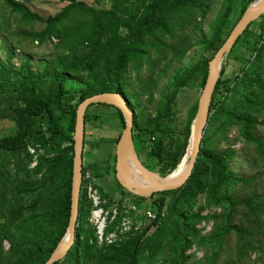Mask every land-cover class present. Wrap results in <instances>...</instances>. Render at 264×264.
<instances>
[{
  "label": "trees",
  "instance_id": "obj_1",
  "mask_svg": "<svg viewBox=\"0 0 264 264\" xmlns=\"http://www.w3.org/2000/svg\"><path fill=\"white\" fill-rule=\"evenodd\" d=\"M62 1L66 5L58 13L42 18L19 0H0L1 6L18 15L20 21L44 24L40 30L22 31L24 38L39 45L54 42V48L60 50L59 56L44 63L40 71L31 70L29 56L23 58L19 67L13 66L12 47L0 59V120L9 124V131H14L0 137V264H44L49 258L68 225L77 106L84 99L105 92L119 93L125 99L122 81L128 64H137L136 58L149 55V39L156 40L155 53L166 62L164 52L169 48L164 49L157 35L172 36L173 26L168 17L192 3L104 0L107 7L96 8L83 0ZM232 1L225 0L209 37L196 42L203 45L208 56L173 74L153 115L144 112L139 98L131 103L125 99L133 113L132 138L137 156L146 169L161 177L169 175L184 155L196 111L194 105L185 118H178L173 109L176 96L182 88L193 84L203 88L208 62L235 25H228L234 8ZM253 1L240 0L238 19ZM208 7L206 1L199 12L201 18ZM6 24L0 16V29L5 34ZM12 35L16 33L10 32L9 36ZM191 48L189 39L184 38L172 48L171 59L180 62ZM232 60L239 64L229 77L225 72ZM149 62L147 67L154 68L156 60L149 56ZM223 62L199 150L182 186L153 193L150 199L138 197L119 185L112 165L121 198L139 209L154 210L156 218L144 220L118 243H99L96 229L89 221L92 202L82 183L73 244L64 259L54 264H215L230 232L236 234L240 256L255 249L248 238L251 232L235 225L234 215L242 208L251 219H258L259 211L264 213V194L236 196V185H247L249 180L239 178L230 168L235 151L229 146L217 149L216 145L220 139L227 141L225 134L236 127L238 136L254 145L264 162V142L256 136L261 124L258 119L264 118V14L248 25ZM139 65L138 62L135 67ZM91 106L112 108L124 127L118 109L105 104ZM87 112L88 109L84 124L93 115ZM114 158L113 155V162ZM32 162L35 164L30 167ZM84 170L82 167V173ZM99 192L102 198H108ZM110 204L107 201L104 206ZM204 210L210 211L202 215ZM124 215L119 210L105 233L113 231ZM209 220L215 226L202 234L203 228L197 225ZM257 229L264 233V223ZM3 242L8 244L6 251ZM191 248L193 252L188 253ZM198 250L204 252L203 260L193 258Z\"/></svg>",
  "mask_w": 264,
  "mask_h": 264
},
{
  "label": "rangeland",
  "instance_id": "obj_2",
  "mask_svg": "<svg viewBox=\"0 0 264 264\" xmlns=\"http://www.w3.org/2000/svg\"><path fill=\"white\" fill-rule=\"evenodd\" d=\"M17 1V0H16ZM23 2L32 12L47 18L58 13L66 2L62 0H19ZM86 4L103 8L107 7L104 0H83ZM209 1V7L204 18L200 17L199 12L203 9L204 3ZM190 5H185L175 10L168 20L173 26L172 36L158 34L165 47L169 48L164 52L165 60L158 59L155 53L157 48L156 40L149 39L148 45L152 47L147 50L149 55L142 59H135L139 66L135 67L134 62L128 64V69L124 73L122 81V91L125 99L130 103L138 100L140 107L144 108V112L150 115L155 113L156 108L160 103V95L167 85L169 79L178 70H183L189 65L196 62L202 56H208L202 46L196 44L204 37H209L211 33V25L217 17L223 12L225 0H190ZM234 8L230 13L228 25H234L239 16L240 0H233ZM0 16L6 19L8 26L6 34L0 29V59H3L9 47L13 49V57L11 63L16 68L22 64L25 56L30 57V66L33 71H40L44 63L49 62L59 56L60 50L54 48V42L45 41L42 44H36L29 39L24 38L20 33L22 31L40 30L44 27L41 22H33L26 24L20 21L19 16L12 14L7 9H4L0 3ZM16 35L9 36V33ZM188 38L192 48L188 50L185 57L179 62L171 59V50L176 47L181 40ZM149 56L156 60L154 68H148L150 65ZM229 63V60H227ZM224 62H222L223 65ZM232 65H228L225 74L232 77L237 70L239 62L231 61ZM201 90L197 85L182 88L174 103V113L178 118H185L194 105H197L198 97ZM142 92H147L141 96ZM91 115L89 120L84 124V146L82 153V167L89 171L95 181L96 187L106 194L109 198L118 199L121 197L112 173L113 155H115L114 140L122 131V125L114 110L105 106H91L88 108ZM87 112V113H88ZM261 124L256 129V136L264 142V118L259 117ZM9 124L0 120V137L11 135L13 128L9 131ZM136 132V131H135ZM133 132V134H135ZM227 141L218 140L217 149H225L228 146L235 151V156L230 160L231 170L239 178H248L249 184H238L235 187L236 196L246 198L252 194H264V162L255 149L254 145L245 143L239 136L236 127L230 128L225 134ZM35 162H32V167ZM82 184V183H81ZM199 202H202L200 198ZM149 205L145 203V205ZM144 206V205H143ZM142 206V207H143ZM210 210H204L202 215ZM213 211V210H212ZM218 211V210H217ZM258 219H251L247 212L239 208L234 215V224L245 228L251 235L250 242L255 247L253 250H248L243 256L238 254L237 237L234 232H230L226 237V241L222 244L217 253L215 264H264V233L258 230L259 224L264 223V213L259 211ZM215 222L209 220L208 223H201L197 228H203L202 234H206L214 228ZM150 232V231H149ZM8 244L3 242V250L6 251ZM260 249V250H259ZM194 248L188 251L193 252ZM194 259L203 260L204 252L198 250L194 254Z\"/></svg>",
  "mask_w": 264,
  "mask_h": 264
},
{
  "label": "water",
  "instance_id": "obj_3",
  "mask_svg": "<svg viewBox=\"0 0 264 264\" xmlns=\"http://www.w3.org/2000/svg\"><path fill=\"white\" fill-rule=\"evenodd\" d=\"M264 14V0H254L242 13L235 23L229 35L221 47L216 51L213 58L208 62L207 76L204 86L197 100L196 111L190 127V136L187 142L185 153L177 164L176 168L167 176L161 177L144 167L135 151L132 138L133 113L128 107L126 100L119 93L105 92L92 95L84 99L75 112V124L72 133V170H71V190L70 209L68 225L64 235L50 254L44 264H54L64 259L69 248L73 244L74 229L77 220V206L82 177V153L84 137V115L88 107L96 104H105L118 109L124 120V127L115 144V179L126 191L135 196L150 199L156 192L177 189L188 179L193 168L203 131L207 124L209 106L212 93L219 78V73L223 59L227 56L237 38L244 32L248 25ZM189 155L188 163L180 173L175 172L182 159ZM127 162H130L135 170L128 171ZM139 172L143 177L150 179L156 177L150 187H143L133 181L132 174ZM177 174V175H174Z\"/></svg>",
  "mask_w": 264,
  "mask_h": 264
},
{
  "label": "built area",
  "instance_id": "obj_4",
  "mask_svg": "<svg viewBox=\"0 0 264 264\" xmlns=\"http://www.w3.org/2000/svg\"><path fill=\"white\" fill-rule=\"evenodd\" d=\"M81 183L86 188L87 195L92 202V210L89 221L96 229V237L99 243L106 244L118 243L126 238L127 234L137 230L144 220H154L156 213L154 210L139 209L135 204L129 201L118 198H102L91 173L84 170L81 177ZM107 201L111 204L104 206ZM119 210L125 213L122 216L120 223L113 231L105 233L107 227L119 214ZM163 213H161V217Z\"/></svg>",
  "mask_w": 264,
  "mask_h": 264
},
{
  "label": "bare ground",
  "instance_id": "obj_5",
  "mask_svg": "<svg viewBox=\"0 0 264 264\" xmlns=\"http://www.w3.org/2000/svg\"><path fill=\"white\" fill-rule=\"evenodd\" d=\"M188 158H189V155L186 154V156L182 159V161L180 162L175 172L178 171L177 173H180L182 171L184 166L188 163ZM134 168L135 167L130 162H127L128 171L132 172L133 170H135ZM174 175H177V174H174ZM132 178L136 184L141 185L143 187H150L152 185V182L155 181L156 179V177H152L151 180L147 179L146 177H143L139 172L133 173Z\"/></svg>",
  "mask_w": 264,
  "mask_h": 264
},
{
  "label": "flooded vegetation",
  "instance_id": "obj_6",
  "mask_svg": "<svg viewBox=\"0 0 264 264\" xmlns=\"http://www.w3.org/2000/svg\"><path fill=\"white\" fill-rule=\"evenodd\" d=\"M115 156V155H114ZM114 164H115V158H114V162H113Z\"/></svg>",
  "mask_w": 264,
  "mask_h": 264
}]
</instances>
